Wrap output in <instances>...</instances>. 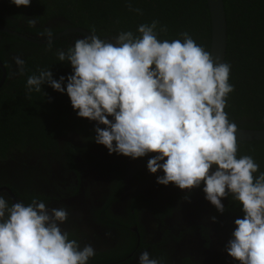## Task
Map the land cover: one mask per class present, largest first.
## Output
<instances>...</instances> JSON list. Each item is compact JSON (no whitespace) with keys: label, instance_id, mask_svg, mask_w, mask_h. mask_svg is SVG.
<instances>
[{"label":"clouds","instance_id":"obj_1","mask_svg":"<svg viewBox=\"0 0 264 264\" xmlns=\"http://www.w3.org/2000/svg\"><path fill=\"white\" fill-rule=\"evenodd\" d=\"M9 3L27 7L31 0ZM124 3L141 14L132 0ZM26 23L35 28L37 16ZM167 31L153 19L105 40L92 27L55 51L56 61L67 63L71 73L54 79L50 67L38 68L26 78V95L41 92L45 84L66 94L77 117L95 122L92 139L109 154L135 159L154 153L146 169L162 173L158 184L171 182L181 190L203 184L204 199L221 214L222 198L230 197L242 216L234 219L224 251L238 264H264V171L252 155H237V125L224 111L234 91L231 64L214 61L188 31L160 39ZM39 35L51 52L52 32ZM12 61L13 74L23 76L24 59L16 55ZM68 217L63 205L49 207L36 197L10 203L0 193V264H88L96 250L69 238L60 227ZM210 219L216 222L215 216ZM137 264L162 261L142 250Z\"/></svg>","mask_w":264,"mask_h":264},{"label":"trees","instance_id":"obj_2","mask_svg":"<svg viewBox=\"0 0 264 264\" xmlns=\"http://www.w3.org/2000/svg\"><path fill=\"white\" fill-rule=\"evenodd\" d=\"M223 2L227 20L224 62L231 64L229 81L234 85L224 111L237 128L261 129L264 128V0ZM132 7L139 8L141 14L129 11L124 0H31L27 7H16L9 0H0V26L43 38L39 33L45 29L55 35L70 27L87 31L94 27L99 38L111 40L121 30L135 32L139 24L157 19L168 29L166 34L160 35V39H175L179 32L188 31L197 44L210 50L211 25L206 0H132ZM31 16L38 18L35 28H30L26 23L27 17ZM49 20H53V24H47ZM79 37L81 35L77 33L61 36L54 40L52 51L47 52L44 50L45 45L33 44L15 35L0 32L1 60L6 61L3 54L5 47L9 55L20 52L17 45L30 47L23 52L25 74L11 78L8 84L6 80L0 88V163L7 164L19 149L48 144V140H45L51 134L50 128L58 132L70 128L77 132L86 130L83 123L90 121L76 116L66 94L56 92L46 84L41 86L42 91L39 93L26 95L25 90L27 76L35 73L38 68L50 67L54 79L70 74L71 68L67 63L56 61L55 51L73 45ZM91 135L94 142L93 128ZM39 155L41 157L37 161L46 158L39 152L33 156L37 158ZM152 155L154 153L136 158L140 165L139 175L142 180L159 186L161 184L156 183V176L162 173L158 170L150 174L146 169V162ZM237 155H252L260 165V171H264V140L238 141ZM21 167L25 172H31L26 163L23 162ZM3 186L9 187L0 183V188ZM12 190L15 195H20L16 187ZM0 193L12 203L6 193ZM20 197L30 200L42 196L32 193ZM221 202L225 205V212L218 213L211 206V216L216 217V228L228 231L229 234L218 231L231 236L233 221L241 217L242 212L230 197L222 198Z\"/></svg>","mask_w":264,"mask_h":264},{"label":"flooded vegetation","instance_id":"obj_3","mask_svg":"<svg viewBox=\"0 0 264 264\" xmlns=\"http://www.w3.org/2000/svg\"><path fill=\"white\" fill-rule=\"evenodd\" d=\"M17 48L20 52L10 55L3 50L0 88L18 77L12 57L25 60L23 52L30 47ZM94 124L84 122V132L50 128L48 144L17 150L7 164L0 163V183L9 186L0 192L12 202L27 204L31 199L20 195L36 193L49 207H67L68 220L60 227L81 246L93 245L96 255L88 264H137L142 250L162 264H238L224 251L229 232L210 219L212 205L204 199L202 184L181 190L172 183L157 186L142 180L136 158L109 154L91 140ZM37 152L46 158L37 161ZM23 162L30 173L22 170Z\"/></svg>","mask_w":264,"mask_h":264},{"label":"water","instance_id":"obj_4","mask_svg":"<svg viewBox=\"0 0 264 264\" xmlns=\"http://www.w3.org/2000/svg\"><path fill=\"white\" fill-rule=\"evenodd\" d=\"M209 10L210 25H211V42L209 52L214 61H225L227 48V20L223 0H206ZM0 32L12 34L22 38L30 43L37 45H45L46 38L29 36L18 31L8 29L0 26ZM77 33L79 35L89 34L87 30L70 27L66 28L52 36L53 41L61 36ZM0 66L3 68L4 64L0 61ZM4 72V71H3ZM237 141H262L264 140V128L261 129H242L237 128L235 133Z\"/></svg>","mask_w":264,"mask_h":264}]
</instances>
